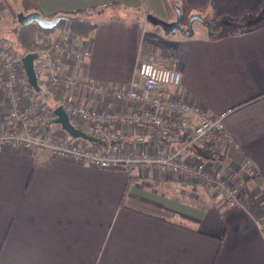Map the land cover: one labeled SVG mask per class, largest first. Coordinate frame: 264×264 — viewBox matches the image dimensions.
Instances as JSON below:
<instances>
[{"label":"crops","instance_id":"obj_1","mask_svg":"<svg viewBox=\"0 0 264 264\" xmlns=\"http://www.w3.org/2000/svg\"><path fill=\"white\" fill-rule=\"evenodd\" d=\"M114 1L124 14L100 20L81 39L90 54H66L60 72L127 88L139 85L141 60L179 70L181 82L171 95L210 116L221 115L232 138L229 143L207 137L184 147L180 157L236 183L239 201L228 202L212 186L168 172L97 168L38 148L2 145L0 264H264V236L256 226V219L264 224V0H169L174 8L188 4L189 16H201L203 21L194 20L205 31L191 30V24L185 36L160 42L145 17L152 13L171 21L164 0H36L44 15ZM11 23L0 0V30H9ZM3 37V43L12 40L6 32ZM18 91L41 109L66 98L103 111L143 105L83 88L53 99L37 93L27 80ZM156 93L166 95V90ZM5 98L0 86V129L9 125ZM196 115L187 116L195 120ZM70 121L84 131L79 121ZM49 127L74 140L59 123L51 121ZM109 130L116 133L108 144L116 151H172L181 142L172 133L159 138L150 125L116 122ZM104 144L100 139L95 145Z\"/></svg>","mask_w":264,"mask_h":264},{"label":"built area","instance_id":"obj_2","mask_svg":"<svg viewBox=\"0 0 264 264\" xmlns=\"http://www.w3.org/2000/svg\"><path fill=\"white\" fill-rule=\"evenodd\" d=\"M58 35L54 39L48 36L41 39L37 35L32 47L24 53L0 42V86L5 91L9 116L8 127L0 129V146L29 150L38 148L54 156L85 162L97 168H140L146 173L168 172L187 181L212 186L228 202L239 201V186L236 183L205 173L180 157L179 153L184 147L200 145L207 137H212L216 142L227 140L229 143L232 138L223 127L221 115L210 116L198 105L171 95V89L177 88L181 82L179 70L152 60H141L136 68L140 83L127 88L70 78L59 70L61 58L68 53L80 58L87 57L90 50L81 41L82 37H73L68 31ZM28 52H37V58L33 59L34 73L46 97L56 99L68 90L83 88L94 95L109 93L116 99L142 102L143 105L131 110L103 111L66 98L57 101L52 107H35V102H25L18 91V85L27 80L21 58ZM161 89L166 90V95L156 93ZM58 105L66 110L69 118L79 121L87 133L100 137L105 144L88 145L80 138L71 142L54 134L49 124L55 118L53 110ZM189 113L197 114L195 120L187 116ZM116 122L150 125L156 129L159 138L167 139L172 133L182 143H178L172 151L159 149L154 153L145 150H112L108 144L116 133L110 131L109 126ZM245 161L250 163L249 159ZM256 224L264 236V224L259 219H256Z\"/></svg>","mask_w":264,"mask_h":264},{"label":"trees","instance_id":"obj_3","mask_svg":"<svg viewBox=\"0 0 264 264\" xmlns=\"http://www.w3.org/2000/svg\"><path fill=\"white\" fill-rule=\"evenodd\" d=\"M6 6L10 9V11L14 12L15 10L12 8L11 3L9 0H4ZM165 4L173 14V10L175 11L176 8L171 5L169 0H164ZM20 10L24 13L30 11H38L42 14V11L39 9V5L36 0H19ZM118 2L114 1L104 6H90V7H81L75 10L70 11H59L54 12L50 15H44L47 17H53L55 15L63 16L58 23L52 28H42L35 22H30L27 25H21L16 23V26L13 27V40L12 43L19 49L20 53H24L25 51L29 50L32 47V43L36 41L37 35L39 32L44 34H50L51 32H55L56 30H63L68 31L71 34H75L79 37H88L93 29L96 27L97 23L105 18H111L114 16L123 15L124 12L116 10V6ZM179 10L181 12V17L184 22L189 15H190V8L188 4L181 3ZM15 14V12H14ZM223 23L229 20H221ZM2 30H0V42H2L5 37ZM83 143L88 145H95L96 142L88 141L85 139H81Z\"/></svg>","mask_w":264,"mask_h":264},{"label":"water","instance_id":"obj_4","mask_svg":"<svg viewBox=\"0 0 264 264\" xmlns=\"http://www.w3.org/2000/svg\"><path fill=\"white\" fill-rule=\"evenodd\" d=\"M16 19L19 24L27 25L30 22L37 23L42 28H52L54 27L58 21L63 17L61 15H55L53 17H47L41 14L38 11H30L24 13L22 11L15 12ZM149 22L155 25H160L165 32H174L175 30H180L183 34L189 32V27L192 24L194 19H199L203 21V18L198 15H191L189 16V23L187 27L183 25V20L181 17V12L179 7L176 8V17L175 19L168 21L167 19L164 20L162 18H158L157 16L153 15L152 13L146 14L145 17ZM37 58V52H28L24 54L21 58L22 66L24 69V73L27 77V81L32 89H34L40 95H43L42 88L38 85L36 74L34 73V66H33V59ZM55 118L53 122L59 123L61 128L67 132L68 135L74 138L85 139L88 141L96 142L99 141L101 138L98 136H94L93 134L87 133L85 130L76 127L69 118L68 113L61 105H58L54 108Z\"/></svg>","mask_w":264,"mask_h":264},{"label":"rangeland","instance_id":"obj_5","mask_svg":"<svg viewBox=\"0 0 264 264\" xmlns=\"http://www.w3.org/2000/svg\"><path fill=\"white\" fill-rule=\"evenodd\" d=\"M9 2L11 3L12 8L15 10L14 12L20 10L19 0H9ZM8 12H10V15H11V18L13 20V23H11V27L9 28V30L5 29V28L3 30L6 32V34L11 35L12 36V40H13L14 36H13L12 29H13L14 26H16V23H18V21L16 19V16H15L14 12L10 11L9 8H8ZM171 17H173V19H175L176 11L174 12V10H173V16H171ZM188 23H189V17L186 20H184L183 25L185 27H187ZM204 27L205 26H204V24L202 22H200L198 20H194L193 23H192V26H191V30H194V31H197V32H204L205 31ZM147 28L148 29H154V30H157L159 32L160 35L156 36L157 38H154L155 42H157V41L160 42L162 39H163V41H166V40L168 41L170 38H175V37H179L180 38V37L185 36V34H183L180 30H175L174 32H170V33L165 32L160 25H155V24H152L151 22L147 23ZM62 31L63 30H56L55 32H51L50 34H44V33L43 34L46 35V37L48 36L50 39H54L57 36H59L58 34H60ZM5 32H4V34H5ZM71 35L73 37L77 36L75 34L74 35L71 34ZM146 35H148V32L146 33ZM72 36H71V38H73ZM12 40H10L11 41L10 43H9V41H5L4 43L3 42H1V43L5 44L7 46H11L12 49L16 50L17 52H20L19 49H17V47L12 43ZM167 44L169 45V43L166 42L165 43V47L168 48ZM153 45H158V44L154 43ZM63 132H64V134L68 135L66 131L63 130ZM69 136L70 135H68V137ZM69 138L70 139H76V138H74L72 136H70Z\"/></svg>","mask_w":264,"mask_h":264}]
</instances>
